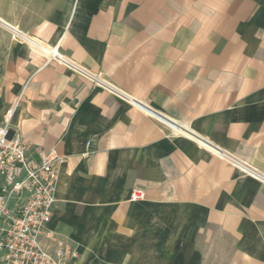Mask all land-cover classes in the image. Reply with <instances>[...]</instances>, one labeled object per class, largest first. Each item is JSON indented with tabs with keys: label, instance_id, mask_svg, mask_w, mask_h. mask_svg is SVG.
I'll use <instances>...</instances> for the list:
<instances>
[{
	"label": "crops",
	"instance_id": "obj_1",
	"mask_svg": "<svg viewBox=\"0 0 264 264\" xmlns=\"http://www.w3.org/2000/svg\"><path fill=\"white\" fill-rule=\"evenodd\" d=\"M11 104L69 264H264V0H0Z\"/></svg>",
	"mask_w": 264,
	"mask_h": 264
},
{
	"label": "built area",
	"instance_id": "obj_2",
	"mask_svg": "<svg viewBox=\"0 0 264 264\" xmlns=\"http://www.w3.org/2000/svg\"><path fill=\"white\" fill-rule=\"evenodd\" d=\"M15 109L11 104L0 121V264H69L79 256L74 246L48 244L56 241L49 224L62 157L51 148L39 151L38 160L30 158L13 127ZM141 196L133 191V199Z\"/></svg>",
	"mask_w": 264,
	"mask_h": 264
}]
</instances>
